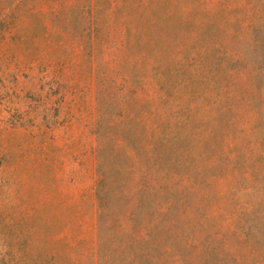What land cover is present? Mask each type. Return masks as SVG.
Masks as SVG:
<instances>
[{
  "label": "rangeland",
  "instance_id": "obj_1",
  "mask_svg": "<svg viewBox=\"0 0 264 264\" xmlns=\"http://www.w3.org/2000/svg\"><path fill=\"white\" fill-rule=\"evenodd\" d=\"M0 264H264V0H0Z\"/></svg>",
  "mask_w": 264,
  "mask_h": 264
}]
</instances>
